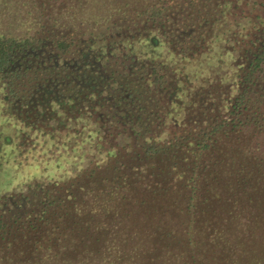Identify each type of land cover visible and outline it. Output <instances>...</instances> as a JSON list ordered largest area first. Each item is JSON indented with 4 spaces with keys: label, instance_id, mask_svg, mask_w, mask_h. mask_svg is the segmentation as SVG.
I'll return each instance as SVG.
<instances>
[{
    "label": "trees",
    "instance_id": "obj_1",
    "mask_svg": "<svg viewBox=\"0 0 264 264\" xmlns=\"http://www.w3.org/2000/svg\"><path fill=\"white\" fill-rule=\"evenodd\" d=\"M194 1L0 0L2 89L21 95L28 57L67 48L68 34L86 48L106 31L148 32ZM150 68L128 92L143 101L137 124L97 142L104 165L88 156L77 176L0 196V264H264V56L240 70L237 96L208 87L164 139L170 117H152L146 89L164 78ZM10 144L0 130V156Z\"/></svg>",
    "mask_w": 264,
    "mask_h": 264
},
{
    "label": "flooded vegetation",
    "instance_id": "obj_2",
    "mask_svg": "<svg viewBox=\"0 0 264 264\" xmlns=\"http://www.w3.org/2000/svg\"><path fill=\"white\" fill-rule=\"evenodd\" d=\"M225 2L227 4L229 1ZM260 5L263 14L256 16L258 27L254 29L256 32L253 36L248 41L240 40L238 33L234 38L231 36L236 46L241 43V69L247 68L258 56H264V0ZM233 9L239 10V7L234 5ZM205 13L203 9H191L189 6L186 15L165 24L155 23L151 31L145 32L143 28L126 34L106 31L104 35L90 39V45L86 48L82 46L84 38L81 35L68 34L65 36L67 48L51 46L40 49L39 58L28 57L23 78L24 92L17 97L11 96V99L5 94L1 98V86L0 103H4V107L11 103L12 109L6 111L9 119L35 132L45 134L48 130L54 131L55 126L67 129L70 120L77 125L82 120L85 123L72 128L71 133L82 135L87 130L90 137L92 131H88L87 126L93 124L97 127L93 132L95 134L101 133L107 137L120 135L131 130L144 113L143 101L137 100L136 96L131 97L128 92L130 88L134 92L135 89L143 90L146 85L144 77L147 78L152 72V67L154 76L164 78L163 84L156 80L153 86L146 88L152 117L160 118L165 113L175 120L181 116L180 112H184L183 107L189 109V102L204 103L208 100L205 94L209 90L206 87L216 89L225 86L220 82L207 85L205 82L198 91L190 93L192 86L188 72L191 61L210 53L212 42H218L216 39L223 34L218 22L225 11L209 10V14ZM110 45L113 48L109 47L106 51L105 46ZM146 62H149L148 69H142ZM36 67L41 68L37 74ZM144 70L149 73L146 75ZM170 92L172 95L167 98ZM184 92L189 94L183 99L181 93ZM171 104L172 110L169 109ZM20 113L23 114V121ZM187 115L190 116L189 113Z\"/></svg>",
    "mask_w": 264,
    "mask_h": 264
},
{
    "label": "rangeland",
    "instance_id": "obj_3",
    "mask_svg": "<svg viewBox=\"0 0 264 264\" xmlns=\"http://www.w3.org/2000/svg\"><path fill=\"white\" fill-rule=\"evenodd\" d=\"M225 1L229 2L226 4ZM260 2L263 0H197L191 3V9H203V14L206 11L205 15L209 14L207 13L209 10L210 12L225 11L218 22L219 29L223 32L216 39L218 42H212L210 53L202 54L199 60L191 61L188 72L192 86L191 94L198 91L205 82H207L206 85L209 83L219 84V82L223 85H232V87L229 86L231 90L228 94L232 97L239 94L238 74L241 70L243 56H241V43L236 46L233 38L237 33L239 39L245 41L253 36V33L256 32L254 29L258 27L256 16L263 14ZM188 4L184 7L188 8ZM234 5H237L239 10L233 9ZM234 22L239 24L235 25ZM242 46L244 45L242 44ZM238 58L239 60H237ZM220 61L222 62L220 63ZM4 94L3 90L1 98ZM188 94L189 92L181 93L182 98L184 99ZM4 106V103H0V130L4 138H8L11 142L10 145L5 146L4 150L12 155L3 154L0 156V170L3 169L0 171V196L11 192H25L30 185L36 182L59 181L77 176L90 163L88 156L95 157L92 159L95 164L98 162L99 165H104L107 162V154L98 151L102 150L103 152L105 149L98 147L97 142L108 140L109 137L102 136L101 133H93L97 130L95 125L87 126L88 131H92L90 137H88L87 130L82 135L71 133L72 128L85 123L82 120L78 122V125L75 121L70 120V126L67 129L55 126L54 131L48 130L43 134L40 131L35 132L31 128L26 129L24 125L10 120L9 113L6 112L9 110ZM186 108L185 110L182 108L184 112H180V117L178 115L181 120L179 123L188 118ZM74 115L72 114V116ZM169 119L168 127L164 129L166 132L161 139L168 137L170 131L176 129L172 122L174 118L170 117Z\"/></svg>",
    "mask_w": 264,
    "mask_h": 264
}]
</instances>
